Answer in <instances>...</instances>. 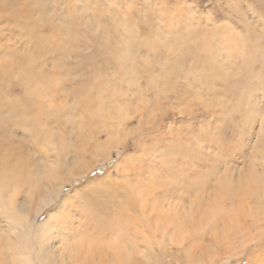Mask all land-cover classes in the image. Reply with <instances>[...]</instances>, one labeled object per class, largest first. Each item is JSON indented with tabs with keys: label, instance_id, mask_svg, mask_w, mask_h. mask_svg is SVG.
<instances>
[{
	"label": "rangeland",
	"instance_id": "rangeland-1",
	"mask_svg": "<svg viewBox=\"0 0 264 264\" xmlns=\"http://www.w3.org/2000/svg\"><path fill=\"white\" fill-rule=\"evenodd\" d=\"M164 2L44 0L43 6L38 7L37 0H32V4L29 0H0V63L2 56L5 59L9 54L18 58L8 66L5 74L9 80L4 87L13 92L18 102L15 110L6 114L13 128L7 137L3 134L4 142L6 146L20 145L16 152L9 154V167L28 168L31 172L28 178L31 174L34 176L30 183L25 184L28 185L26 188L12 181L7 186L8 191L0 192V261L5 251L8 254L7 261L12 260L9 252H15L13 260L28 259V248L21 254L17 253V243H9L4 239L9 231L13 234L17 232L18 226H13V221L22 224L24 217L30 216V220L33 217L31 210L26 216L15 213L17 218L8 217L13 199L15 204L22 203L25 194L38 181L46 188L53 187L57 181L52 179L48 182L47 175L53 176L54 170L50 168H56L60 161L67 165V168L60 170L61 173H69L70 177L69 182L65 181L64 187L60 189L61 196L72 195L75 190L90 188L94 184L101 185L103 181L95 178L101 169L95 172L93 169L96 164L102 163L106 152L129 137L139 138L141 134L147 133L141 145L142 150L135 154L137 159L162 156L171 161L176 176H159L153 164L143 169L138 167L134 179L129 182L123 178L120 191L113 194L122 197L128 195L130 188L136 191L138 184L150 185L148 197L152 200L146 215L153 220L155 209L164 210V214L173 217L176 223L171 224L170 228H174L182 237L186 232L191 234L189 230L193 224L190 228L189 220L196 218L198 212L185 194L182 197L180 186L183 182H190L196 173L204 170L207 173L209 166L218 168L220 179L227 173L229 180L235 182L245 179L254 182L253 176L249 178L251 172L256 177H264V87L262 92H257L260 104L251 102L249 114L254 109L262 108L263 111L259 112V116L251 114L249 121L240 118V111L229 113L227 106L230 98L224 96L230 86L225 82L230 81L231 87L235 88L236 85L244 84V79H241L243 76L249 74L251 82L252 75L261 71L264 73V25L252 16L243 19L237 17L234 23L227 12H221L220 19H213L215 13L209 8L213 0H202L195 6L186 3V0H169L168 8L162 7ZM219 5L220 0H216L215 6ZM18 14H25L27 27L13 23L12 17ZM193 19L197 24L204 19L205 29L189 39L185 26L190 27L189 22ZM52 20H55L54 31L57 35L62 30L79 34V39L74 41L77 55L72 58L79 71L62 67L59 64L60 57L52 58L54 53L49 57L40 55L37 44L31 43L29 36H26L36 26H46ZM129 21L131 26H128ZM208 22L211 27L207 26ZM237 24L240 28H237ZM136 25L146 29L144 36L137 34L133 27ZM209 34L213 35V41L202 44V37ZM61 38L67 39V36ZM235 38L239 42L244 40V43L246 40L253 41L255 52L239 49ZM1 48H4L3 52ZM242 53L245 57H242ZM33 59L38 62L32 64ZM35 70L36 75L32 77ZM46 79L50 81L49 86L40 88V83ZM250 101L248 96L245 101L242 100V105L248 106ZM107 116H111V122ZM209 126H222L227 130L229 134L217 138L221 145L226 146L220 148L214 143L199 151H182L179 156L175 154L177 141L183 139L187 143L195 132ZM249 142L251 147L245 154L244 149L249 146ZM10 160H17V163L11 164ZM187 160L185 168L193 167L195 170H186L181 176L187 180H182L179 169ZM212 176L210 182L218 177L215 173ZM202 180L206 179L203 177ZM90 181H94L93 185ZM249 182L247 186L252 187ZM165 187L171 194L164 195ZM208 194L209 191H204L200 196L206 197ZM155 197L159 198L156 200ZM164 199H170L168 205ZM58 200L44 207L37 216L36 226H40L50 213L51 216L66 215L69 223L73 221L72 225L77 224L75 213L78 210L68 213L66 208L58 209ZM210 202L213 200L210 199ZM255 202L248 204L251 207L243 212L239 211L240 204L235 205V211L242 217L239 214L238 219L232 216L233 211L229 213L232 227L226 226L224 231L221 225L218 231H210L209 217L203 218L204 224L201 221L196 226L199 236L189 237L185 242L191 254L183 253L181 248L186 247L172 243L168 239L169 234L162 238L160 231L150 227L148 235H145V231L137 225L133 228L135 241H139L136 248L142 253L149 251L151 255L158 256V262L155 259L153 264H216L218 260L227 264L236 246L251 247L252 254L244 258L245 264L258 261L261 246L264 245V213L262 218L260 216L264 205L256 208ZM203 204L202 210L208 215L210 205L204 201ZM215 205L222 204L215 202L213 207L216 208ZM133 211L136 214L139 208L130 211L128 220H134ZM248 212L253 215L252 226L246 228L245 224L237 225L244 217H248ZM184 216H187L186 220L181 221L180 218ZM63 231L71 232V229L67 230L66 226ZM58 240V236L53 239L55 246ZM105 241L103 244H106ZM107 247L100 251L105 252L107 259L105 255L91 254L90 258L84 259L83 264H102L103 260L106 264H116L113 250ZM93 256L96 261L92 260ZM159 257H162L161 260Z\"/></svg>",
	"mask_w": 264,
	"mask_h": 264
},
{
	"label": "bare ground",
	"instance_id": "bare-ground-1",
	"mask_svg": "<svg viewBox=\"0 0 264 264\" xmlns=\"http://www.w3.org/2000/svg\"><path fill=\"white\" fill-rule=\"evenodd\" d=\"M12 20H13V23L17 22V24H20L22 27H27V21H26L25 14H18L16 16L12 17ZM30 25H31V23H30ZM36 27H39V26H36ZM32 31H30L27 34L25 33L26 36L27 35L31 36ZM212 36L213 35L209 34L205 37H202L200 42L202 44H204L205 42L212 40L213 39ZM235 43L238 44V45L236 44V46L239 49H245V50H249L251 52H255V47H254L253 41L246 40V42L244 43V40L243 41L241 40L239 42L237 40V38H235ZM36 48L39 50L40 55L43 54V55H46L47 57H49L50 55L53 54V53H50L48 51L40 50L38 44L36 45ZM1 49L3 52L4 48H1ZM200 49H201V47H200ZM5 50H7V49H5ZM16 55H19V54L16 53ZM242 57H245V55L243 53H242ZM247 58L249 59V56H247ZM2 59L4 60V56H2ZM0 64H2V63H0ZM9 66H11V64ZM35 68H36V66H35ZM261 72H258L257 74L252 75L251 82H250V78L248 77L249 74H248V76L247 75L243 76L241 79H244V84L243 85L241 84V86L236 85L235 88L231 87L232 83L230 81H229V83L225 82L227 84H230L228 91L224 92V96L226 97V95H228V97L230 98L229 99L230 102H228L229 106H227V110L229 113H230V111H232V112L235 111V113H238L240 111L241 112L240 118L242 117V118H245L246 121H249L251 119V114H256V116H259V112L263 111L262 108L261 109H254L253 112L251 114H249L250 113L249 105L251 102H256V103L260 104V102L258 101L259 96H258L257 92H259V91L262 92L261 90L264 87V85L262 86V84L264 83L263 82L264 73L262 74ZM35 75H36V70H35V72H33L31 74V76L33 77ZM8 80H9L8 75H4V76H2V78L0 77V87H4L5 85H7ZM237 84H238V82H237ZM148 91H149V89H148ZM138 94H140V93H138ZM11 95L14 98L15 103L17 104L18 100L14 97L13 92H11ZM248 96L250 97V100H252V101L249 102L248 106L247 105L244 106V103L242 105V100L245 101V99H247ZM130 99H132V98H130ZM144 101L146 102V100L143 99V102ZM127 104H128V102H127ZM240 105H242V107ZM110 118H111V116H107V120L109 122H111ZM126 119H128V118H126ZM241 129H243V128H241ZM83 139H85V138H83ZM8 142H9V140H8ZM82 142H84V141H82ZM84 144H86V143L84 142ZM216 144L220 148L222 146H226L223 144L221 145L220 140L219 141L217 140L214 145H216ZM19 146L20 145L6 146L5 142H4V135L2 133H0V174H2L5 169H7L8 174L11 177V180L8 183H4V182L0 181V188H3V189H0V192L8 191L9 188L7 186H9V184L12 181L15 182L17 186L23 185L22 187L26 188L28 185H25V184L30 183V179L34 177L31 174L30 177L28 178V176H29L28 173L30 172L28 170V168H10L9 167V154L16 152L15 150ZM7 158H8V160H7ZM190 161H193V160H190ZM10 163L15 164V163H17V160H10ZM187 163H188V160L182 166V168H181L182 170L179 169L180 176L186 170H189V169L195 170V168H193V167L192 168H185ZM195 163H196V161L194 160V164ZM195 165L197 166V163ZM66 166L67 165L64 161H60L58 166H56V168H50L51 171H53V170L54 171H53L52 177L50 175H47L48 176V182L51 181L52 179L57 181L53 187L46 188L41 181H38L36 179L38 181V183L33 184V187H31L28 190V192L25 194V196L23 198L22 203H19V204L16 203L15 204L13 201L14 199L12 200L13 204L11 206V209L8 211V217L17 218V215L15 213H17L18 215H21V216H26L25 214L29 210H31L33 212V217L31 218V220L29 219L30 216L24 217V220H22L24 222H22V224H20L19 222L17 223L15 221H13V223H12L13 226H18V227H16V229H18V230H17V232H15V234H13L9 231L4 236V239H5V241H7L9 243H11L10 241H14L15 243H17V248H16L17 253L21 254L24 252V250H26V248H28L27 249L28 259L27 260L26 259L25 260H19V259L13 260L12 255L14 256L15 252H9L8 251L12 260L7 261L6 259L8 257V254H7V251H5L4 258L2 261H0V264H12V263L13 264L14 263L15 264H24V263L25 264H36V263L37 264H83L84 259L90 258L91 254L98 255V256L100 255L103 257V255H105V252L101 253L100 251L106 245L108 246L107 248H111L110 249L111 251L113 250L112 255H114V260H115L116 264H150V263L153 264L156 260L158 262V256L156 257V255L155 256L151 255V253L148 250H147L148 252H145V253H144V251L142 253V252L137 250V248H136L137 244L136 243H138L139 241L138 242H137V240L135 241L136 234H135L134 229H133L134 226L137 225V226L141 227L142 231L143 230L145 231V235H148L147 233H148V229L150 230V227H152V229L154 228L155 231L156 230L158 232L160 231L162 233L161 234L162 238H163V236L169 234L168 239L172 243L175 242L176 245L181 244L182 247L185 248L186 247L185 242L188 241L189 237H198L199 236V233L196 229V226L201 221H202L201 223L204 224L203 220L205 219V217H209V219H210L211 223L208 222L210 231L211 230L214 231L215 229L218 231V229H220L219 225H221V229L224 231L227 229V227L228 228L232 227V223L230 222V217L228 218L229 213H231L233 211L234 213H232L233 214L232 216L235 218L239 217L240 213L235 211V210H237L235 205L240 204L239 208H241V209L239 211H242V212L245 211V209L248 210L249 206H250L248 204H252L256 200H257V202L254 203L256 208L257 207L260 208L261 205H264V177H260V176L256 177L251 172L250 174H252V175H249V178H251L253 176V179L255 180L254 182H253V180H251V182H249L247 179H245L244 181L240 180V181L235 182V181H230L229 180L230 178L227 177V173H225V176L223 177V179H222V177L220 179V176L217 174L218 168H216L214 166H211V167L209 166L207 173L205 172L206 170L199 172V173H196L197 175H195L191 179L190 182H183L180 186V193H181L182 197H183V194H185L184 196H186L188 198V200L191 203V206L197 207V209H198L197 210L198 212L196 213V218L193 217L189 220V222H190L189 227L193 224L192 229L189 230L190 233L192 234V236H191V234L188 235V233L186 232V235L184 237H182L179 232H176L174 230V228H170L171 224L176 225V223L174 220H172L173 217L170 218L164 214V210H161V209L159 210L158 208H157V210L155 209V211H154L155 216H154L153 220L150 219V216L146 215L147 209L149 208V206L151 204V200H152V198L148 197L149 196L148 193H149V191H151L150 185H148V184L147 185L138 184L137 185L138 188L136 189V191H134L135 188H130L129 193L126 196L118 197L112 193L110 200L107 203L106 207L99 214L101 219L94 221L89 226V228L87 230H80L78 224L74 223L75 225H72L71 223L73 221L71 223H69L68 218L67 219L65 218L66 215H65V217L60 215V214H59V216H57V215L51 216V213L48 215L46 220H44L40 226H36L35 223H36L37 216L39 214H41V212L45 206H47L48 204L50 205L54 200L56 201V200L60 199L58 209L63 210L66 208L68 213H69V211H76V209L78 210V208L76 206V197L79 196L83 192L89 191L90 188L92 189V188H97L100 186L99 184L93 185L92 182H94V181H90L89 183H92L91 185H93L90 188L89 187H87L86 189L83 188L80 191H78L79 190L78 189V190H75L74 193H72V195L61 196L60 189H62L64 187L65 181L69 182V180H70V177L68 176L69 173L66 174L64 171H63V173H61V171H60L62 168L63 169L67 168ZM80 170H82V169H80ZM83 170H85V169H83ZM261 170H263V168H261ZM225 172H227V170H225ZM213 173H215L216 176H218V177H215V179L213 181L211 180V182H210V179H211V176L213 175ZM80 175H84V174H80ZM222 175H224V174H222ZM203 177L206 179L205 181H203L204 179L202 180ZM181 178H182V176H181ZM212 178H213V176H212ZM224 179H228V181L227 180L224 181ZM182 180H187V179L185 177H183ZM222 180L224 182H222ZM248 182L252 187L247 186ZM134 184H136V183H134ZM97 185H99V186H97ZM164 189L166 190L164 195L165 194H168V195L171 194V192L168 191L167 187H165ZM17 191L18 190H16V192ZM204 191H209V194L206 197H201L200 194L203 193ZM9 192H10V190H9ZM243 192H245V193H243ZM16 194L19 195L18 192ZM160 196H162V194H160ZM156 198L158 199L159 197H155V199ZM210 199L213 200L212 203L210 202ZM164 200H165L164 201L165 204L168 205V203L170 202L169 201L170 199H167V200L164 199ZM183 201L185 202V200H183ZM196 201H198V202H196ZM203 201L210 205L211 210H212V208H214L213 209V212H214L213 215L211 213V210L208 212V215H206L204 210H202V208L204 207ZM215 202L216 203L220 202L222 205H219V206L215 205L216 206V208H215V207H213ZM181 203H182V200H181ZM218 207H223V208L218 209ZM252 207H253V205H252ZM137 208H139V211H136V214L134 213V211L132 213L134 216V220H128V216L131 215L130 211L135 210ZM164 208H165V205H164ZM123 209L127 210V212L123 211ZM253 209H254V207H253ZM251 212L253 213V210ZM252 213L249 214V212H248L246 214V215H248V217H244V219H242L240 221L241 223H237V225L242 226L243 224H245L246 228L249 226H252V223H254ZM262 213H264V211H262L260 214L261 218H262ZM75 214H77V211ZM71 215H72V213H71ZM222 217H225V218L222 219ZM241 217H242V215H241ZM69 218H70V215H69ZM186 218H187V216H184V217H181L180 219H181V221H185ZM71 220H73V219H71ZM247 220H249V221H247ZM223 221H225V222H223ZM242 221H244V222H242ZM69 224H70V226H69ZM66 226H67V230L69 228L71 229V232L63 231V228ZM125 227L130 229V231L129 232L124 231L123 229H125ZM105 228L114 229V233L113 234L106 233L104 231ZM155 231H151V232L149 231V233L154 234ZM74 232H78L79 234L72 235V239H69L68 238L69 234H72ZM53 234H55V235L53 236ZM56 236H58L59 242L55 246L53 239ZM142 237L144 238L145 236H142ZM104 240H106L105 241L106 244H103ZM193 241L194 240H192V242ZM232 243H234V242H232ZM29 245H31L32 247H29ZM64 247H65V249H64ZM204 249H205V247H204ZM181 250L183 253H186V255H188V253L191 254L190 249H188L187 247L185 249L181 248ZM217 250H216V252H217ZM197 253H199V252H197ZM210 254H212V253H210ZM107 256H108V254H107ZM104 257H105V259H107L106 255ZM161 258H160V260H161ZM92 260L96 261V258H94V256H93ZM101 260H103V258ZM108 260L110 261V259H108ZM102 262H103L102 264L107 263V262H105V260H103ZM110 262H112V261H110Z\"/></svg>",
	"mask_w": 264,
	"mask_h": 264
},
{
	"label": "snow or ice",
	"instance_id": "snow-or-ice-1",
	"mask_svg": "<svg viewBox=\"0 0 264 264\" xmlns=\"http://www.w3.org/2000/svg\"><path fill=\"white\" fill-rule=\"evenodd\" d=\"M32 4V0H29ZM202 0H186V3L192 4L193 6L201 3ZM44 0H37L36 6H43ZM216 0H213L209 8L215 13L213 19H220L221 12H227L229 16L233 18L235 23L236 18L243 19L245 16H252L258 18L261 25H264V0H220L219 7H216ZM162 7H170L169 0H165ZM191 11V9H189ZM190 27L185 26L186 36L191 37L205 29L206 21L201 19L200 23L197 24L193 19L190 22ZM55 20L50 21L46 26L33 28L31 36L28 39L31 43H36L40 50L54 53L52 58L60 57L59 64L62 67H70L75 71H79L78 66L73 64L72 58L77 55L74 41L79 39V34L72 30L61 31L60 35H57L54 31ZM128 26H131V22H128ZM208 27H211V23H207ZM139 36H144L146 29L139 25L133 26ZM154 27V26H153ZM237 28L240 25L237 24ZM62 36H67V39H62ZM31 50V44L29 45ZM16 56L8 55L0 64V76L5 75L8 66L11 63L17 61ZM38 60L33 59L32 64H36ZM50 81L48 79L42 81L39 85L41 88L48 87ZM16 103L11 95L9 88L0 87V133L6 137L9 131L13 128V124L9 123L6 118V114L11 113L15 110ZM7 110V112L5 111ZM134 123V121H133ZM141 134L139 138L129 137L127 140L116 144L102 157V163L96 164L93 171L101 169V171L95 177L96 179L102 180L103 183L97 187L92 188L87 192L81 193L76 197V206L78 208L76 223L79 225L80 230H87L89 226L96 220L101 219L100 212L106 207L110 200L111 193L120 191L121 180L127 178L131 182L138 170L147 168L149 164L156 165L157 174L159 176H176V171L171 167V161L165 159L162 156H157L155 159L151 157H145L143 160H138L136 153L140 152L141 145L144 143V135ZM229 134L227 130L222 126H209L201 128L198 132H195L193 138L188 140L187 143L183 139L176 142V149L174 152L177 156L181 155L182 151H199L200 149L207 148L209 145L216 143L217 138L222 135ZM251 147L249 146L244 149L245 154L248 153ZM91 175V173L89 174ZM11 177L8 174L7 169L0 174V181L4 183L10 182ZM127 212V210L123 209ZM124 231L129 232L130 229L125 227ZM104 231L108 234H113L114 229L105 228ZM79 234L74 232L69 234L68 238L72 239V235ZM59 241H57L58 243ZM252 254V249L249 246H236V251L228 258L227 264H245V257ZM260 259L258 261H249L248 264H264V245L261 246L259 252ZM216 264H223V261L218 260Z\"/></svg>",
	"mask_w": 264,
	"mask_h": 264
}]
</instances>
